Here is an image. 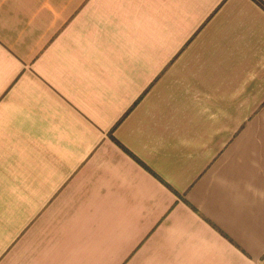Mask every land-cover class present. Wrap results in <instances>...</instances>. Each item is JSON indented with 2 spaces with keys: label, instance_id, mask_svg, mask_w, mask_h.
<instances>
[{
  "label": "crops",
  "instance_id": "crops-1",
  "mask_svg": "<svg viewBox=\"0 0 264 264\" xmlns=\"http://www.w3.org/2000/svg\"><path fill=\"white\" fill-rule=\"evenodd\" d=\"M0 264H264V0H0Z\"/></svg>",
  "mask_w": 264,
  "mask_h": 264
}]
</instances>
